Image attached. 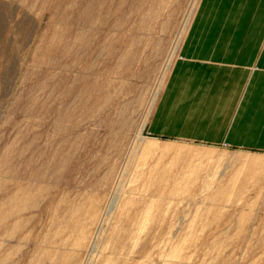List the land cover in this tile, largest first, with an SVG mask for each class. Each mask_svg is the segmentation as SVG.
<instances>
[{"label": "rangeland", "instance_id": "374dc122", "mask_svg": "<svg viewBox=\"0 0 264 264\" xmlns=\"http://www.w3.org/2000/svg\"><path fill=\"white\" fill-rule=\"evenodd\" d=\"M208 2L0 0V264H264V23Z\"/></svg>", "mask_w": 264, "mask_h": 264}, {"label": "crops", "instance_id": "0c3cea01", "mask_svg": "<svg viewBox=\"0 0 264 264\" xmlns=\"http://www.w3.org/2000/svg\"><path fill=\"white\" fill-rule=\"evenodd\" d=\"M222 1V0H221ZM239 1V0H229V4L230 2H232L234 5H229L228 6V9H224L223 8V5L222 6H219L218 5L214 8H209V4L211 3V0H209L208 4H207V10H206V14L203 18V23L201 24L200 27H202L203 29V32H202V35L204 38L206 39H216V38H219L223 35H225L226 31L224 30L223 32H220V30L222 29V25H228V27L232 24H234L235 20H236V16H240L241 19L239 22H243V21H246L248 22L252 27H251V31H250V35L254 36V34H256L258 28L261 26V24L264 23V1L262 3V5L260 7H258V4H257V0H241L242 2H244V7L241 9V8H235V4L236 2ZM213 12V13H212ZM218 13V18H222L224 15L228 14V15H232L231 16V22H228L225 23V22H221L220 23V28L218 29V35L215 34V30L217 28V20H216V15ZM216 23V24H215ZM203 45H204V42H203ZM192 58H196V59H199V55L197 54H192ZM190 56V55H188ZM175 72V71H174ZM182 85V83H181ZM204 91H202L203 93ZM190 93V92H189ZM186 93L188 94V97L187 98H190L194 95L193 99L195 100H198L199 97L202 95H195L194 92H192V94L190 93ZM206 93V92H205ZM185 93H181L178 97V98H182L183 99V96L186 95Z\"/></svg>", "mask_w": 264, "mask_h": 264}, {"label": "bare ground", "instance_id": "6f19581e", "mask_svg": "<svg viewBox=\"0 0 264 264\" xmlns=\"http://www.w3.org/2000/svg\"><path fill=\"white\" fill-rule=\"evenodd\" d=\"M52 70V69H51ZM75 95V94H74ZM91 95V94H90ZM90 101V100H89ZM89 103V102H88ZM86 104V103H85ZM79 112V111H78ZM110 115H112V114H110ZM123 118V117H122ZM125 122V121H124ZM127 123V122H126ZM141 129V131H142V129H143V126L140 128ZM139 134H140V132H139ZM83 144V143H82ZM79 152V151H78Z\"/></svg>", "mask_w": 264, "mask_h": 264}]
</instances>
